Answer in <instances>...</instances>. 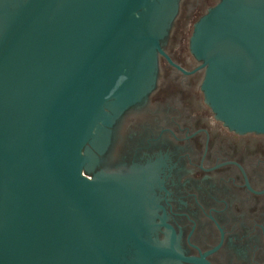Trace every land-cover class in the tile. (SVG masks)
Returning a JSON list of instances; mask_svg holds the SVG:
<instances>
[{
	"label": "water",
	"instance_id": "1",
	"mask_svg": "<svg viewBox=\"0 0 264 264\" xmlns=\"http://www.w3.org/2000/svg\"><path fill=\"white\" fill-rule=\"evenodd\" d=\"M180 0H0V264H142V201L89 147L157 80ZM207 102L264 134V0L195 27Z\"/></svg>",
	"mask_w": 264,
	"mask_h": 264
},
{
	"label": "flooded vegetation",
	"instance_id": "2",
	"mask_svg": "<svg viewBox=\"0 0 264 264\" xmlns=\"http://www.w3.org/2000/svg\"><path fill=\"white\" fill-rule=\"evenodd\" d=\"M222 0H180L161 40L157 80L115 117L87 168L134 185L142 264H264V134L220 120L192 51L198 22Z\"/></svg>",
	"mask_w": 264,
	"mask_h": 264
}]
</instances>
